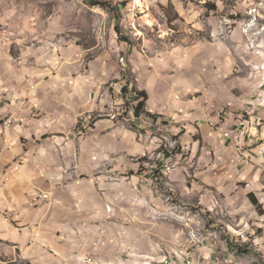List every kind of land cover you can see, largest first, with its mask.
<instances>
[{
	"label": "crops",
	"instance_id": "0c3cea01",
	"mask_svg": "<svg viewBox=\"0 0 264 264\" xmlns=\"http://www.w3.org/2000/svg\"><path fill=\"white\" fill-rule=\"evenodd\" d=\"M232 1L231 14L263 22L264 0ZM55 47L0 53V264H264V48L240 57L263 69L243 96L183 101L177 90L204 91L195 72L168 79L130 60L156 119L127 121L130 50L87 63L72 43Z\"/></svg>",
	"mask_w": 264,
	"mask_h": 264
},
{
	"label": "rangeland",
	"instance_id": "374dc122",
	"mask_svg": "<svg viewBox=\"0 0 264 264\" xmlns=\"http://www.w3.org/2000/svg\"><path fill=\"white\" fill-rule=\"evenodd\" d=\"M100 1L107 6L95 5ZM124 2L126 6H122ZM255 7L264 8L260 3ZM128 9L127 0H0V53L16 56V47L25 42L51 49L70 42L87 53L84 60L88 63L105 49L122 44L130 50L122 54L124 63L120 60L130 81H134L127 70L130 60L134 66L138 61L148 62L168 79L180 72H195L193 84L197 89L204 86V91L186 94L177 90V98L183 101L211 95L243 96L247 92L242 84L247 85L253 73L263 70L264 63L250 70L240 58L250 61L251 52L264 48V19L259 20L255 9L248 17L235 16L231 14L235 9L232 0H159L136 15ZM236 32L245 38L236 39ZM209 62L226 67L221 71L206 64ZM133 92L129 87L127 97ZM117 114L134 120L125 103Z\"/></svg>",
	"mask_w": 264,
	"mask_h": 264
},
{
	"label": "trees",
	"instance_id": "16d2710c",
	"mask_svg": "<svg viewBox=\"0 0 264 264\" xmlns=\"http://www.w3.org/2000/svg\"><path fill=\"white\" fill-rule=\"evenodd\" d=\"M101 3H96L95 5H100V6H107V4H104V2L100 1ZM122 6H126V3H122ZM117 32L119 35V29L117 28ZM119 39L122 40L120 38L119 35ZM129 81L127 83V85L125 86V88L123 89V95L125 97V105L127 108H130L131 111H133V115H134V120L135 119H139L142 116L147 117L149 119L155 120L156 117L151 115L150 113L147 112V101H148V95L146 92H140V91H136L134 89L135 92H137V97L134 99H131L130 95L129 97H127V94L129 93V87H130V78L128 77ZM251 202L253 203V205L260 210V208L258 207V203L255 201L254 197L252 195L249 196ZM260 214H263L262 211H260ZM239 252L241 254H247V252H244L242 250L239 249Z\"/></svg>",
	"mask_w": 264,
	"mask_h": 264
},
{
	"label": "bare ground",
	"instance_id": "6f19581e",
	"mask_svg": "<svg viewBox=\"0 0 264 264\" xmlns=\"http://www.w3.org/2000/svg\"><path fill=\"white\" fill-rule=\"evenodd\" d=\"M129 2V13H131L132 15H136L137 13H139L142 9L145 8V6L148 7L149 5V0H127ZM121 62L124 63V59H121ZM125 65V64H124ZM131 98H136L137 97V92H133L130 95ZM240 126H245L246 124V119L244 117L241 118L240 122H239ZM110 210V209H109ZM192 238H196V235H193ZM187 264H190V262H188Z\"/></svg>",
	"mask_w": 264,
	"mask_h": 264
},
{
	"label": "built area",
	"instance_id": "2783aa9c",
	"mask_svg": "<svg viewBox=\"0 0 264 264\" xmlns=\"http://www.w3.org/2000/svg\"><path fill=\"white\" fill-rule=\"evenodd\" d=\"M158 1L159 0H149L148 7L152 6L153 4L157 3ZM17 122L18 121L16 119L10 117V118H8V119L5 120V123L4 124L7 125V126H11V125H13V124H15ZM239 126H240V124L238 123L237 129L239 128ZM225 136L230 138L232 135L229 134V133H226ZM3 152H4V150H3ZM21 166L22 165H18V168L17 169H19ZM46 198H47V196H46ZM107 211H109V206L107 207ZM14 216H17V214H14ZM188 259H190V264H195V259H194L193 256H188ZM177 261H178V258H177Z\"/></svg>",
	"mask_w": 264,
	"mask_h": 264
}]
</instances>
